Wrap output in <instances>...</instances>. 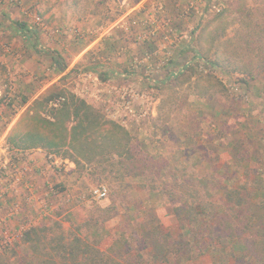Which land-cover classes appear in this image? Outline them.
I'll list each match as a JSON object with an SVG mask.
<instances>
[{
  "label": "rangeland",
  "instance_id": "rangeland-1",
  "mask_svg": "<svg viewBox=\"0 0 264 264\" xmlns=\"http://www.w3.org/2000/svg\"><path fill=\"white\" fill-rule=\"evenodd\" d=\"M11 20L18 28L25 23L38 30L42 46L38 40L37 47L47 51L40 73L9 69L27 57L30 64L38 59H32L37 51L28 42L34 50L25 52L23 60L17 55V44L9 38L10 31L14 35ZM0 21L6 27L0 26V264L12 261L11 248L22 243L23 231L31 226L79 234L122 261L134 258L137 247L144 257L136 260L165 261L156 255L161 249L154 226L159 224L162 234L183 233L177 236L182 242L176 237L170 242L193 249L191 257L170 254L168 264H264L259 218L263 231L256 255L229 247L200 254V244L194 245L177 224L173 201L156 192L157 187L175 191L172 182L194 183L188 175L210 174L211 163L219 176L209 179L203 197L208 202L217 197L215 203L221 204V185L229 186L236 196L258 204L262 217L264 0H0ZM52 56L59 68L67 67L39 94L53 77L47 70ZM54 85L125 126L141 150L138 157L147 160L145 166L169 162L184 165L183 171L174 176L152 170L136 177L115 165L116 160H82L79 165L63 153L10 147L6 137L11 128ZM185 126L191 133L184 141ZM52 156L68 161L56 163ZM223 172L234 177L228 180ZM102 184L108 195L95 199L91 191ZM201 238L202 246L217 245L215 238Z\"/></svg>",
  "mask_w": 264,
  "mask_h": 264
},
{
  "label": "trees",
  "instance_id": "trees-1",
  "mask_svg": "<svg viewBox=\"0 0 264 264\" xmlns=\"http://www.w3.org/2000/svg\"><path fill=\"white\" fill-rule=\"evenodd\" d=\"M20 28L24 31L23 36L29 41L28 43L35 42L34 44L37 46L38 39L35 30L25 23H21ZM55 62V69L58 73L66 69L67 65L64 62H62L64 63L62 68H59L60 64L58 65L57 60ZM93 69L95 70V68ZM104 74L101 77L106 80L108 76ZM56 100H60L57 106L54 105ZM187 127H184V141L185 136L191 133L190 128ZM6 141L10 147L22 151L42 148L51 152L63 153L72 157L79 165L82 160L88 163L116 160L115 165H123L127 174L136 177L145 176L146 173H153V171L163 175L166 170L172 172L174 176H178V171L181 169L183 171L184 166L170 165L169 162L164 165L145 166L147 160L138 157L141 150L137 148V144L133 142L134 140L125 126L115 120L108 119L84 98L64 86L51 89L45 95L34 99L11 128ZM236 154L237 152L231 153L234 157ZM211 155H206L204 158ZM208 164L210 174L197 175L194 171L191 174L192 177L188 175L191 179L193 178L191 181L194 180V183H191L189 179L183 183L172 182L175 191L157 187V194H168L169 199L173 201L174 214L178 219L177 224L182 229L185 228L184 232L189 234L194 245L200 244L198 250L200 254L210 250L220 251V248L228 249L227 247H229L233 252L237 249L248 251L244 253L248 257L250 256L249 252L256 255L255 248L258 247L256 244L259 241V234L263 231L261 227L263 225L261 222L257 223V218L264 223V213L260 212L262 216L260 218L257 215V207L254 206L258 204H252L249 199L236 196V192L232 188L221 184L224 189L222 203H215L218 202L217 197L208 202L200 192L208 191L209 179L219 176L217 174L219 168L215 164ZM139 167L140 172L137 171ZM262 167L260 170L263 173L260 174L264 176V165ZM107 170L113 171L110 167H103V171ZM223 174L228 180L234 177L228 172H223ZM240 225L245 227L240 229L238 227ZM154 228L161 249L157 250L156 255L166 258H163L165 261L158 259L157 263H150L149 261L136 260V256L144 257L142 249L139 247L136 248L137 255L134 258L128 260L125 258L122 261L121 257L112 255V259L110 254L86 241L79 234H55L49 233L44 226H31L23 231L22 243L11 248L13 259L9 264H168L170 254L191 257L193 249L191 248L190 251L186 249V243L175 245L170 242L172 237H176V242H182V239L179 241L178 238L183 233L174 235L175 230H169L167 234H162L164 230L162 224L155 225ZM201 236L217 239V245L212 243L207 245L206 243L205 246H202ZM113 251L119 252V250Z\"/></svg>",
  "mask_w": 264,
  "mask_h": 264
},
{
  "label": "crops",
  "instance_id": "crops-1",
  "mask_svg": "<svg viewBox=\"0 0 264 264\" xmlns=\"http://www.w3.org/2000/svg\"><path fill=\"white\" fill-rule=\"evenodd\" d=\"M11 22L13 23V29H14V32H13V34L14 35H12L10 32H9V35H10V37L9 38H14L13 39V41H14V43L15 44H17V47H15V50H17V51H19V53L17 54V55H22V58H21V60H23L24 59V57L26 56V55H24L25 54V52H26V54L27 53H29V51H32V50H34V49H36V51H37V55L36 54H32L31 56H32V59H34L36 56L38 57V59L37 60H35V61H32V64H30L29 63V59H27V58H25L23 61H25L24 63H20V64H11L10 66H9V69H13V71L16 73V71H21L22 70V67H23V69L24 68H27L29 71H33V72H41L42 70H44L45 68H46V63H45V61H44V59H45V55H47V51H45L44 49H42V48H39V47H37V46H35V42L33 43L32 42V44H30V46H32V47H34V49H32L31 47H29V45L27 46V45H25V43H27V42H29V41H27L26 39H25V37L23 36V34H24V31L22 32L23 34H21V28L19 27H17L16 26V23L17 22H15V21H13V20H11ZM0 23H1V27H5L3 24H4V22L3 21H0ZM11 26V25H10ZM6 28V27H5ZM34 30H35V32H36V35H37V39L39 40V36H38V34H39V32H38V30H36L35 28H34ZM8 35V34H7ZM16 35V37H14ZM22 39H23V48H21V46H20V42H22ZM41 46H42V44L40 43V40H39V42H38ZM20 46V48H18ZM32 49V50H31ZM16 51V52H17ZM17 57V56H16ZM16 57H14L15 59H16ZM41 57V58H40ZM55 56H52L51 57V59H52V63H51V67L49 66V68H47V70L48 69H50L51 68V71H52V75H53V77L51 76V77H49V80H48V83L41 89V91H39V94L43 91V90H45L46 88H49L50 86H52L56 81H57V79L59 78V76H58V72L56 71V69H55V65H56V60L57 59H55L54 58ZM55 60V61H54ZM46 61H48V60H46ZM35 69V70H34ZM23 71H25V70H23ZM60 74V73H59ZM18 76H21V75H18ZM16 84V83H15ZM18 84H21V82H18ZM37 95H38V93H37ZM39 162V161H38Z\"/></svg>",
  "mask_w": 264,
  "mask_h": 264
},
{
  "label": "built area",
  "instance_id": "built-area-1",
  "mask_svg": "<svg viewBox=\"0 0 264 264\" xmlns=\"http://www.w3.org/2000/svg\"><path fill=\"white\" fill-rule=\"evenodd\" d=\"M5 49L7 51H10L11 50L9 47H5ZM60 98H62V97H60ZM59 103H60V100H56L55 103H54V105L57 106ZM52 157L54 158V161L56 163H58V162L64 163V162L68 161V160L63 159V158H60V157H56V156H52ZM11 166L13 168L17 169V165L16 164H13L12 163ZM91 193H92V195H93V197L95 199H102V198H104V197H106L108 195V188H107L106 185H103L102 184V185H100L98 187L93 188L92 191H91ZM0 197H1V194H0Z\"/></svg>",
  "mask_w": 264,
  "mask_h": 264
}]
</instances>
